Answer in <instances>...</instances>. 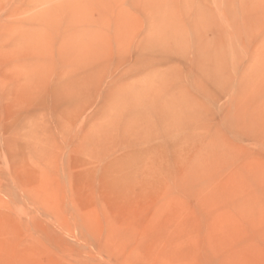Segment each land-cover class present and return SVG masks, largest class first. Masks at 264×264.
Wrapping results in <instances>:
<instances>
[{
  "label": "rangeland",
  "instance_id": "rangeland-1",
  "mask_svg": "<svg viewBox=\"0 0 264 264\" xmlns=\"http://www.w3.org/2000/svg\"><path fill=\"white\" fill-rule=\"evenodd\" d=\"M0 264H264V0H0Z\"/></svg>",
  "mask_w": 264,
  "mask_h": 264
}]
</instances>
